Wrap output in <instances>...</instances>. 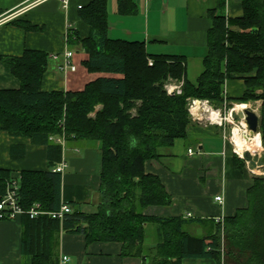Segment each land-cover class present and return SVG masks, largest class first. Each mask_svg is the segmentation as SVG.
<instances>
[{
	"label": "trees",
	"instance_id": "obj_1",
	"mask_svg": "<svg viewBox=\"0 0 264 264\" xmlns=\"http://www.w3.org/2000/svg\"><path fill=\"white\" fill-rule=\"evenodd\" d=\"M241 2L243 14L234 19L217 13L224 0L208 10L207 51L195 83L185 76L183 56L151 54L144 42L110 38L106 0H91L80 7L79 16L90 28L86 38L80 39L69 29L66 39L79 43L87 53L83 65L88 72L116 76L97 77L77 91H48L41 85L49 53L26 49L20 56H0L20 82L17 89H0V130L44 144L51 153L49 169L19 173L18 203L25 211L20 215L22 245L31 254V264H46L49 255L42 252V246L59 229L81 233L88 243L120 242L123 255L144 257L142 243L148 222L157 224V242L147 264H182L189 257L219 261V234L197 236L185 228L202 222L222 229L228 260L264 264L262 176L252 177L246 206L225 216L223 227L213 219L144 213L151 206L173 203L160 178L145 172L144 163L158 159L159 148H170L176 138L186 136L191 99L207 100L215 108L222 105L226 80H243V94L234 102L261 100L259 125L264 148V0ZM134 11L131 0H118V12ZM12 23L33 28L15 20ZM168 79L181 83L180 93L167 92L164 84ZM61 134L68 141L99 143L101 200L93 212L66 203L73 210L62 221L46 214L30 218L26 211L36 202L46 211L57 210L64 203L61 173L51 169L60 160L61 145L49 140V136ZM234 163L238 168L245 165L236 154ZM12 178L18 177L10 169L0 168V199Z\"/></svg>",
	"mask_w": 264,
	"mask_h": 264
},
{
	"label": "crops",
	"instance_id": "obj_2",
	"mask_svg": "<svg viewBox=\"0 0 264 264\" xmlns=\"http://www.w3.org/2000/svg\"><path fill=\"white\" fill-rule=\"evenodd\" d=\"M90 1L66 0L64 3L63 0H44L29 5L30 0H0V56H20L26 49L59 55L58 58H49L42 79L41 88L48 91H77L97 77L116 76L88 72L83 65L87 53L79 43L71 44L66 39L69 29L76 31L80 39L89 35L90 28L79 16V10ZM131 1L135 11L120 13L118 0H106L107 35L112 39L144 42L151 54L183 56L185 76L195 83L203 70L202 60L207 51V30L211 24L208 10L214 8L218 0ZM219 12L225 17L237 18L243 14L242 2L224 0L223 7L217 10ZM14 20L30 24L33 28L25 29L12 23ZM230 28L238 29L236 26ZM65 51L72 52L69 60L76 66L73 71L58 69ZM19 86L20 82L12 75L10 66L0 57V89H17ZM243 91V80H226L222 86L224 103L237 104L233 99L240 97ZM244 104L256 109L260 107L261 100ZM88 142L91 141L65 140L61 145L60 160L54 161L51 169L65 163L61 173V201L71 202L81 211L93 212L101 200V150L98 142L94 141L95 145ZM231 142L225 125L191 119L185 137L176 138L170 148H159V158L144 163L145 172L157 175L173 200L171 206H151L144 213L184 217L191 212V218L214 220L245 207L246 191L252 183L248 167H253L259 157L238 168L234 163L236 151ZM190 148L194 153H188ZM50 155L46 145L0 130V168L10 169L18 179L22 170L49 169ZM216 195L223 196L222 204L214 200ZM147 226H150L149 234L146 233ZM185 228L197 236L219 234L220 260L189 257L183 258L182 264H234L225 258V236L221 228L217 231V226L206 222L190 223ZM156 232V223L145 224L144 257L123 255L120 242L88 243L83 234L62 229L46 239L41 251L49 255L46 264H147L154 253ZM63 256H67L68 261H63ZM31 260V254L22 245L20 215L0 219V264H31Z\"/></svg>",
	"mask_w": 264,
	"mask_h": 264
},
{
	"label": "built area",
	"instance_id": "obj_3",
	"mask_svg": "<svg viewBox=\"0 0 264 264\" xmlns=\"http://www.w3.org/2000/svg\"><path fill=\"white\" fill-rule=\"evenodd\" d=\"M44 0H30L29 5H34L37 4L39 2H42ZM64 3H66V0H63ZM72 56V52L71 51H65L63 53V61L58 65V69L60 71H73L75 70V64H73L69 58ZM59 55L57 54H50V58H58ZM151 63V62H149ZM165 88L167 90V92H174L176 91L177 93L181 92L180 86H175V85H165ZM224 114L221 115V110L220 108H215L212 107V105H210L208 103L207 100H199V102L196 101V99H191L188 103V110L191 116V119L193 120H202L205 119L207 122L209 123H216L219 125H223V121L225 122H232L235 119V112L236 110H234V105L232 108L227 107L226 108V103H224ZM197 107L198 108V112H194L193 108ZM215 111L217 113V119H212L210 114ZM234 114V115H233ZM226 136V135H225ZM49 140L54 141L60 145H63L65 142V138L64 135H51L49 136ZM188 153L192 154L194 153L193 149L190 148L188 149ZM236 155L240 158H243V155L238 154L237 152H235ZM246 164H248L249 162L244 160ZM65 168V163L61 162L59 164H57L54 168L53 171H57L62 173L63 170ZM250 172H254V170L252 169V167H248ZM264 175V173H263ZM18 189H19V179L18 178H12L6 187L5 193L3 194V196L0 199V219H10V218H14L16 215H21L22 213H24L25 211L22 209V207L19 205L18 203ZM214 200L220 204H222L224 202V198L222 195H216L214 197ZM72 211L71 207L66 204V203H62L59 207V209L57 210H51V211H46L44 209H42L41 204L36 202L32 205V207H30L26 212L28 213L30 218H34L38 215H42V214H46L49 215L51 218L53 219H58L59 221H62L65 214L70 213ZM185 218H191L192 217V213L191 212H187L184 216ZM224 217L225 216H218L214 218V221L216 223L220 224V227H223V222H224ZM222 230V229H221ZM223 232V231H222ZM63 261H68V257L67 256H63Z\"/></svg>",
	"mask_w": 264,
	"mask_h": 264
},
{
	"label": "bare ground",
	"instance_id": "obj_4",
	"mask_svg": "<svg viewBox=\"0 0 264 264\" xmlns=\"http://www.w3.org/2000/svg\"><path fill=\"white\" fill-rule=\"evenodd\" d=\"M248 106V104L237 103L234 105V110H241L244 107ZM193 111L197 113L198 108L194 107ZM210 116L214 120L217 119L218 115L215 111H213ZM240 122V125H235V127L232 128L231 133V140L233 142L235 151L240 155H243L244 151H248L252 154L259 153L263 148L261 144V139L258 135L250 137L246 123L244 122V120H241Z\"/></svg>",
	"mask_w": 264,
	"mask_h": 264
},
{
	"label": "rangeland",
	"instance_id": "obj_5",
	"mask_svg": "<svg viewBox=\"0 0 264 264\" xmlns=\"http://www.w3.org/2000/svg\"><path fill=\"white\" fill-rule=\"evenodd\" d=\"M169 84L170 85H175V86H180L181 83H179V82H177L176 80H173V79H168L167 82L164 84V88H165V85H169ZM97 107H99V106H97ZM224 107H225L224 106V102L222 103V105L220 107H218L221 110V115L224 114V110H223ZM227 107L232 108L233 107V104L227 103L226 104V108ZM259 109H260V107H256V111H257V113L259 114V117H260V113H259L260 111H259ZM240 121H241L240 119L235 118L234 121H233V123L232 122L231 123L230 122H226V121L225 122L223 121V123H222L223 125L226 126L227 136H228V138H229L230 141H231V138L230 137H231V133H232V128L235 127V125H240L241 124ZM88 143H90V145L97 144L94 141L93 142L91 141V142H88ZM258 154H259L258 155L259 159H258V161H256V162L253 163L254 166L252 167V169H255V170H254L253 173L252 172H249V173L252 175V177H254V176L257 175V176H262L264 178V175H263V173H264V148H262V150ZM244 163H245V161H244ZM147 225H152V224H147ZM146 231H147L146 233L149 234V232H150V226L149 227L147 226V230ZM223 252H224V254L226 253V255H225L226 257L225 258H227V255L228 254H227L226 250L224 249Z\"/></svg>",
	"mask_w": 264,
	"mask_h": 264
},
{
	"label": "water",
	"instance_id": "obj_6",
	"mask_svg": "<svg viewBox=\"0 0 264 264\" xmlns=\"http://www.w3.org/2000/svg\"><path fill=\"white\" fill-rule=\"evenodd\" d=\"M199 102V99H196ZM235 116L237 119L244 120L247 125V129L249 131V136L252 137L254 135H258L260 138V125H259V114L257 113L256 109L251 106L244 107L241 110H237L235 112ZM244 160L250 162L254 159L258 158L257 154H252L248 151H244L243 153Z\"/></svg>",
	"mask_w": 264,
	"mask_h": 264
}]
</instances>
